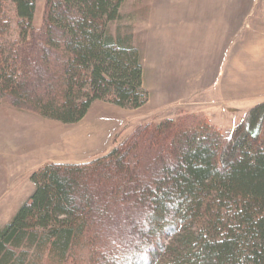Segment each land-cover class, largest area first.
I'll return each mask as SVG.
<instances>
[{
	"label": "trees",
	"instance_id": "trees-1",
	"mask_svg": "<svg viewBox=\"0 0 264 264\" xmlns=\"http://www.w3.org/2000/svg\"><path fill=\"white\" fill-rule=\"evenodd\" d=\"M35 1L0 0L1 103L75 124L95 101L147 102L134 36L111 29L126 0H45L38 26ZM203 116L35 169L0 228V264H264V101L228 135Z\"/></svg>",
	"mask_w": 264,
	"mask_h": 264
},
{
	"label": "rangeland",
	"instance_id": "rangeland-1",
	"mask_svg": "<svg viewBox=\"0 0 264 264\" xmlns=\"http://www.w3.org/2000/svg\"><path fill=\"white\" fill-rule=\"evenodd\" d=\"M44 2L35 1V26ZM120 11L111 29L134 36L147 102L124 109L95 101L75 124L0 102V228L33 191L30 174L46 162L91 161L140 124L190 113L228 135L264 101L249 79L254 71L264 76V0H126Z\"/></svg>",
	"mask_w": 264,
	"mask_h": 264
},
{
	"label": "crops",
	"instance_id": "crops-1",
	"mask_svg": "<svg viewBox=\"0 0 264 264\" xmlns=\"http://www.w3.org/2000/svg\"><path fill=\"white\" fill-rule=\"evenodd\" d=\"M264 56V55H263ZM232 69V68H231ZM263 74H260L259 71H254L251 73V76L249 79H251L253 87H257L256 89L259 90H264V76ZM262 76V79L260 78Z\"/></svg>",
	"mask_w": 264,
	"mask_h": 264
},
{
	"label": "bare ground",
	"instance_id": "bare-ground-1",
	"mask_svg": "<svg viewBox=\"0 0 264 264\" xmlns=\"http://www.w3.org/2000/svg\"><path fill=\"white\" fill-rule=\"evenodd\" d=\"M35 133H36L35 131L30 132V136H36ZM41 136H45L46 137V136H50V135L49 134L46 135L45 133H43V134H41ZM45 137L43 138V140H45Z\"/></svg>",
	"mask_w": 264,
	"mask_h": 264
}]
</instances>
